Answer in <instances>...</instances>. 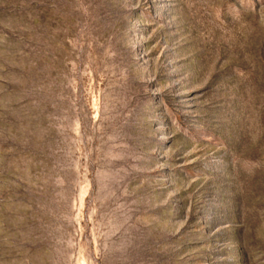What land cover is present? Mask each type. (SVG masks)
Here are the masks:
<instances>
[{
  "label": "rangeland",
  "instance_id": "rangeland-1",
  "mask_svg": "<svg viewBox=\"0 0 264 264\" xmlns=\"http://www.w3.org/2000/svg\"><path fill=\"white\" fill-rule=\"evenodd\" d=\"M0 264H264V0H0Z\"/></svg>",
  "mask_w": 264,
  "mask_h": 264
}]
</instances>
